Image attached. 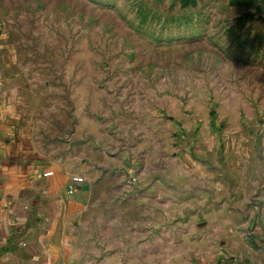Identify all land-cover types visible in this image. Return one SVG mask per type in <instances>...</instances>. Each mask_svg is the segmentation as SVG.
I'll return each instance as SVG.
<instances>
[{
  "label": "rangeland",
  "instance_id": "374dc122",
  "mask_svg": "<svg viewBox=\"0 0 264 264\" xmlns=\"http://www.w3.org/2000/svg\"><path fill=\"white\" fill-rule=\"evenodd\" d=\"M0 93L99 184L70 264H264V0H0Z\"/></svg>",
  "mask_w": 264,
  "mask_h": 264
},
{
  "label": "crops",
  "instance_id": "0c3cea01",
  "mask_svg": "<svg viewBox=\"0 0 264 264\" xmlns=\"http://www.w3.org/2000/svg\"><path fill=\"white\" fill-rule=\"evenodd\" d=\"M14 103L0 93V264L78 261L79 240L86 238L80 232L87 222L102 220L92 215L103 208L90 203L99 184L85 177L81 157L72 161L43 148ZM75 175L88 188L68 194Z\"/></svg>",
  "mask_w": 264,
  "mask_h": 264
},
{
  "label": "built area",
  "instance_id": "2783aa9c",
  "mask_svg": "<svg viewBox=\"0 0 264 264\" xmlns=\"http://www.w3.org/2000/svg\"><path fill=\"white\" fill-rule=\"evenodd\" d=\"M135 181L136 179L132 178V180L130 181V184H133ZM83 185H86L83 177L78 176V175L72 176L66 186V192L68 194H73L78 190H82Z\"/></svg>",
  "mask_w": 264,
  "mask_h": 264
},
{
  "label": "water",
  "instance_id": "95a60500",
  "mask_svg": "<svg viewBox=\"0 0 264 264\" xmlns=\"http://www.w3.org/2000/svg\"><path fill=\"white\" fill-rule=\"evenodd\" d=\"M88 188V185H83L82 189H87Z\"/></svg>",
  "mask_w": 264,
  "mask_h": 264
}]
</instances>
